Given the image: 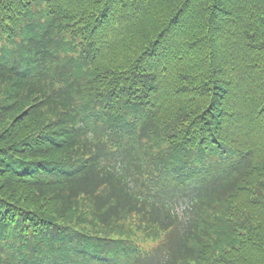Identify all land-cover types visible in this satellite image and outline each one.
Masks as SVG:
<instances>
[{
    "label": "trees",
    "instance_id": "obj_1",
    "mask_svg": "<svg viewBox=\"0 0 264 264\" xmlns=\"http://www.w3.org/2000/svg\"><path fill=\"white\" fill-rule=\"evenodd\" d=\"M0 264H264V0H0Z\"/></svg>",
    "mask_w": 264,
    "mask_h": 264
}]
</instances>
